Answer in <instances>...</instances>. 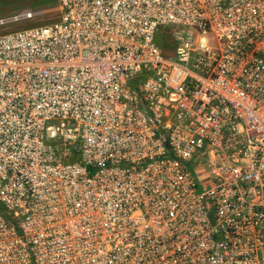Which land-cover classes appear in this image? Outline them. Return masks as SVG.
<instances>
[{
  "label": "built area",
  "instance_id": "2783aa9c",
  "mask_svg": "<svg viewBox=\"0 0 264 264\" xmlns=\"http://www.w3.org/2000/svg\"><path fill=\"white\" fill-rule=\"evenodd\" d=\"M57 4L0 34V264H264V0Z\"/></svg>",
  "mask_w": 264,
  "mask_h": 264
},
{
  "label": "rangeland",
  "instance_id": "374dc122",
  "mask_svg": "<svg viewBox=\"0 0 264 264\" xmlns=\"http://www.w3.org/2000/svg\"><path fill=\"white\" fill-rule=\"evenodd\" d=\"M23 10H30L35 16L30 20L1 26L0 34L47 25L58 18L57 0H0V19L12 17Z\"/></svg>",
  "mask_w": 264,
  "mask_h": 264
}]
</instances>
